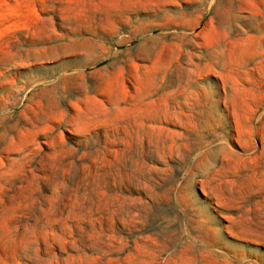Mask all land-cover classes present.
<instances>
[{"label": "rangeland", "instance_id": "obj_1", "mask_svg": "<svg viewBox=\"0 0 264 264\" xmlns=\"http://www.w3.org/2000/svg\"><path fill=\"white\" fill-rule=\"evenodd\" d=\"M0 264H264V0H0Z\"/></svg>", "mask_w": 264, "mask_h": 264}]
</instances>
